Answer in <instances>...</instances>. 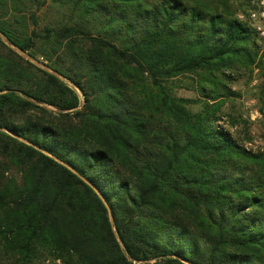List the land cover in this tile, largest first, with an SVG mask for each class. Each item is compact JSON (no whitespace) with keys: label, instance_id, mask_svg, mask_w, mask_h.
<instances>
[{"label":"trees","instance_id":"1","mask_svg":"<svg viewBox=\"0 0 264 264\" xmlns=\"http://www.w3.org/2000/svg\"><path fill=\"white\" fill-rule=\"evenodd\" d=\"M254 1L0 0V264H264V151L216 123Z\"/></svg>","mask_w":264,"mask_h":264},{"label":"rangeland","instance_id":"2","mask_svg":"<svg viewBox=\"0 0 264 264\" xmlns=\"http://www.w3.org/2000/svg\"><path fill=\"white\" fill-rule=\"evenodd\" d=\"M252 7H236L234 16L242 21L247 22L248 11L257 8V0L253 2ZM45 21L52 20L50 14L45 16ZM52 17V18H51ZM249 25V24H248ZM257 42L264 49V39L258 36ZM21 55L27 57L26 53L20 52ZM30 59V58H29ZM32 62L35 60L30 59ZM235 79L228 85L236 96L228 98L219 112V118L216 120L218 126L229 131L243 146H247L253 152L264 151V91L262 89V77L258 68H253L252 72L241 70L232 72ZM179 87H175V94L178 96L197 98L200 97L194 87V83L188 78H181L178 82ZM200 107L195 105L194 109ZM11 176H17L14 170L10 171ZM35 264H63L59 259L52 260L46 258L37 261Z\"/></svg>","mask_w":264,"mask_h":264},{"label":"built area","instance_id":"3","mask_svg":"<svg viewBox=\"0 0 264 264\" xmlns=\"http://www.w3.org/2000/svg\"><path fill=\"white\" fill-rule=\"evenodd\" d=\"M247 22L257 35L264 39V0H257V8L248 11ZM244 148L251 150L245 145Z\"/></svg>","mask_w":264,"mask_h":264}]
</instances>
